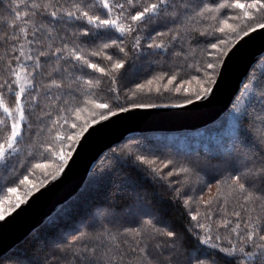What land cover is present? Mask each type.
I'll use <instances>...</instances> for the list:
<instances>
[{"label":"snow or ice","instance_id":"snow-or-ice-1","mask_svg":"<svg viewBox=\"0 0 264 264\" xmlns=\"http://www.w3.org/2000/svg\"><path fill=\"white\" fill-rule=\"evenodd\" d=\"M257 34L264 0H0V221L57 181L97 125L210 102ZM142 95L171 102H137ZM111 152L165 190L178 224L132 205L133 226L77 229L46 260L264 264V56L249 65L211 146L160 156L138 142Z\"/></svg>","mask_w":264,"mask_h":264},{"label":"trees","instance_id":"trees-1","mask_svg":"<svg viewBox=\"0 0 264 264\" xmlns=\"http://www.w3.org/2000/svg\"><path fill=\"white\" fill-rule=\"evenodd\" d=\"M3 55L4 50L0 49V56ZM143 63L147 64L146 61ZM148 71L145 66L140 78L142 79ZM107 87L106 83L102 84V88ZM12 102L13 98L9 97L8 103L12 104ZM137 102L171 101L142 95ZM228 116L229 110L215 123L205 127L149 131L115 145L102 156L82 189L30 233L24 241L2 257L0 264H54L46 260V257L51 256L57 246H62L64 239H71L77 229L91 232V226H95L97 232L101 228L115 232L117 228L133 226L131 218L127 216L132 205L143 204L153 212L162 214L169 222L178 224L180 209L173 206L165 190L154 183L150 175L139 171L134 165L123 161L119 165L114 164L111 160V150L126 145L131 147L138 142L142 150L152 151L160 156L203 150L205 146L212 145L214 137L218 138L227 130ZM176 158L183 159L182 156ZM212 164L218 167L217 169L221 167L219 161L214 160ZM214 174L218 175V171L214 170ZM203 179L207 180L208 177L204 176ZM213 193L215 194V188ZM4 195H8L6 188L0 193V197ZM37 236L41 239L39 243H34Z\"/></svg>","mask_w":264,"mask_h":264},{"label":"water","instance_id":"water-1","mask_svg":"<svg viewBox=\"0 0 264 264\" xmlns=\"http://www.w3.org/2000/svg\"><path fill=\"white\" fill-rule=\"evenodd\" d=\"M243 43V42H242ZM264 56V35H255L234 57L210 102L188 108H141L104 122L107 127L87 137L66 172L36 193L29 203L0 221V259L19 245L85 185L102 156L120 142L138 134L156 130H185L215 123L230 109V101L248 67Z\"/></svg>","mask_w":264,"mask_h":264},{"label":"rangeland","instance_id":"rangeland-1","mask_svg":"<svg viewBox=\"0 0 264 264\" xmlns=\"http://www.w3.org/2000/svg\"><path fill=\"white\" fill-rule=\"evenodd\" d=\"M216 168H218V167H216Z\"/></svg>","mask_w":264,"mask_h":264}]
</instances>
